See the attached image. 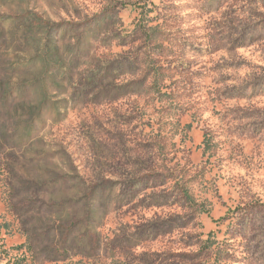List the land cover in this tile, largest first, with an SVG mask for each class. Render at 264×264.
<instances>
[{
	"label": "rangeland",
	"instance_id": "374dc122",
	"mask_svg": "<svg viewBox=\"0 0 264 264\" xmlns=\"http://www.w3.org/2000/svg\"><path fill=\"white\" fill-rule=\"evenodd\" d=\"M0 264H264V0H0Z\"/></svg>",
	"mask_w": 264,
	"mask_h": 264
}]
</instances>
